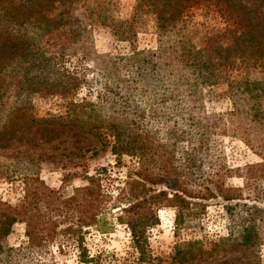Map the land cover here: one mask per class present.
<instances>
[{"label":"rangeland","instance_id":"rangeland-1","mask_svg":"<svg viewBox=\"0 0 264 264\" xmlns=\"http://www.w3.org/2000/svg\"><path fill=\"white\" fill-rule=\"evenodd\" d=\"M171 1L0 0V40H24L12 53L6 50L13 45L0 48V200L22 209L24 178L41 180L67 198L96 171L110 197L97 225H82L46 245L43 264H214L230 252L218 249L232 227L227 203L213 197L192 198L199 203L196 214L179 229L173 206L156 208L157 223L135 247L113 204L140 159L111 152L115 138L108 122H134L137 131L152 136L145 166L156 172L183 163L187 148L203 136L187 189L203 192L212 187L209 180L221 181L239 194L229 203L264 208V123L249 116L264 114V108L252 93L233 87L238 79L260 78L262 69L249 54L237 53L236 18L219 0H186L177 8ZM255 9L264 13V2ZM182 47L196 51L206 68L179 63L176 55L187 53ZM195 74L210 78L190 90L181 85L176 96L177 79L189 82ZM60 80L69 85L64 91ZM44 85L57 89L45 93L39 89ZM174 123L176 135L184 132L177 138ZM261 224L256 254L264 264ZM25 242L22 222L0 237L2 248ZM198 246L200 252L188 258Z\"/></svg>","mask_w":264,"mask_h":264},{"label":"trees","instance_id":"trees-1","mask_svg":"<svg viewBox=\"0 0 264 264\" xmlns=\"http://www.w3.org/2000/svg\"><path fill=\"white\" fill-rule=\"evenodd\" d=\"M185 1L172 0L171 6L177 8V6H182V2ZM244 1L219 0L224 10L227 11L228 16L236 18L237 27L235 32L237 31V33L234 37V40H236L234 48L240 55L249 54L252 62L262 69V74L260 78L253 80L238 79L234 82L233 87L240 89L241 92L252 93L257 97L260 106L262 105L264 108V13H260V10L257 9L254 10L255 6H258L264 0H247L245 5L242 4ZM3 8H5V13H9L6 7ZM174 11L178 12L179 10L176 9ZM5 37L7 38V36ZM23 41L0 40V48L13 45V49H5L12 53L19 47L23 48ZM182 49H186L187 53L182 51L176 55L179 63L193 69L198 66L206 68L205 62L198 59L196 51L192 53L187 48L182 47ZM22 50H20V53H22ZM28 61L32 63L34 58H30ZM27 67V69L31 70L32 67H35V64H28ZM34 76L36 77V75L31 76V83H35ZM208 77L210 78V76H203V74H195L189 82L184 83L179 78L180 80L177 79L174 85L173 92L177 96L182 91L181 89L179 90L181 85H187L190 90L193 85L205 81ZM64 82L65 80L58 82V87L63 91L69 86ZM39 89H44L45 93H52L50 91L57 88L44 85V88L39 87ZM189 93H192V91ZM249 116L254 120L262 119L264 123L263 113L254 112ZM205 117L208 118V116ZM105 128L115 138L110 146L113 154L119 156L124 152L126 154H134L140 159L139 170H134L126 176L124 185L116 195V203L118 204H113L119 206L120 212L116 219L126 225L135 247H141L146 228L157 223L158 220L154 212L156 208L173 206L175 209V227L179 229L183 220L192 221L193 214H196L194 207L199 203L192 201V198L213 197L227 203L223 204L224 212L226 220L228 219V225L230 227L232 225L228 235L220 239L221 244L218 247L221 251L227 249L230 252L221 260L213 263L259 264L256 249L263 240L260 233L263 226L261 223L264 224V208L254 204L239 203L238 201L229 203L239 199V194L236 193V189L224 186L221 181L213 182V180H209L212 183V187L205 188L203 192L201 190L192 192L187 189L185 181L193 176L192 166L195 165L196 151L202 149L204 145L203 136L197 138L196 144H190L187 148L183 163L176 164L170 170L167 167H163L161 172H156L154 171L155 168H150L152 165L145 166L149 161L150 155L148 154H151V147L154 143L152 136L150 137L147 133L137 131L134 122H131V124L126 123V125L108 122ZM172 128H174V130H171L172 135H176L175 123ZM182 133H184L183 130L175 138L181 136ZM186 133L190 134L191 131ZM260 145L263 147V161L259 166L263 168L264 145L263 143ZM100 169L104 170V168ZM85 177L86 184L76 187L67 198H62L57 191L49 189L41 180L29 181V179L24 178L25 193L22 209L0 200V237L5 236L10 227L16 222L24 223V235L26 237V242L22 247L2 248L0 243V252L5 253L0 264H43L40 261V256L43 255L42 251L46 245L75 233V230L82 225L98 224L99 214L105 207L104 205L108 203L110 197L100 185L99 171ZM155 184H164V186L157 188ZM235 208L237 209L236 211H234ZM199 246L196 252H188L187 257H193L199 253Z\"/></svg>","mask_w":264,"mask_h":264}]
</instances>
